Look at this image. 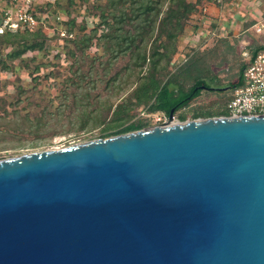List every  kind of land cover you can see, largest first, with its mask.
Segmentation results:
<instances>
[{"label":"water","instance_id":"95a60500","mask_svg":"<svg viewBox=\"0 0 264 264\" xmlns=\"http://www.w3.org/2000/svg\"><path fill=\"white\" fill-rule=\"evenodd\" d=\"M0 264H264V115L0 160Z\"/></svg>","mask_w":264,"mask_h":264},{"label":"rangeland","instance_id":"374dc122","mask_svg":"<svg viewBox=\"0 0 264 264\" xmlns=\"http://www.w3.org/2000/svg\"><path fill=\"white\" fill-rule=\"evenodd\" d=\"M57 1L42 26L44 39H37L41 47L11 59L9 53L21 47L1 46L0 160L100 138V119L117 107L125 111L119 121L158 125L160 111L134 105L139 68L117 46L124 34L140 33L141 18L134 16L146 0ZM154 35L145 38L147 49ZM258 45H264V0L202 1L177 39L168 77L187 89L197 78L210 82L214 76L212 85L220 90L203 89L175 118L226 112L229 86Z\"/></svg>","mask_w":264,"mask_h":264},{"label":"trees","instance_id":"16d2710c","mask_svg":"<svg viewBox=\"0 0 264 264\" xmlns=\"http://www.w3.org/2000/svg\"><path fill=\"white\" fill-rule=\"evenodd\" d=\"M202 1L213 2L215 0H146L141 8L136 11L134 20L141 18V22L138 24L141 27L140 33L134 30L124 34L122 42L117 44L118 51L128 52L134 59V67L139 68L137 73L140 76L135 81L131 94L134 98V105H144L149 111H160L169 115L171 110L174 113L198 97L203 89L220 90L212 85V81H215L214 76L211 77L210 82L203 78H197L187 89L183 88L179 80L168 77V65L176 53L177 39L183 33L188 17L196 12ZM57 2L56 0L49 5L47 14L52 12L51 8ZM70 22L74 24L73 20ZM153 31L155 35L147 49L144 43L145 38L152 37ZM44 35L45 30L42 26L34 31H5L0 33V49L2 45L6 47L20 46L21 48L13 50L8 55L9 58L14 59L26 50H35L41 47V42H38L37 39H44ZM137 38L138 42H136ZM75 39L72 41L74 42ZM262 49H264V45L255 46L250 56L253 57L257 51ZM144 66H146V70L141 75ZM244 66L245 63L240 67L236 81L230 84L231 90L240 83V74ZM2 68L7 69L8 67L3 64ZM164 76H166L165 79ZM202 85L206 88L201 87ZM107 112L109 109L100 119L101 124H104L100 138L139 130L146 125L142 121L129 123L126 120L119 121L122 116H125V111L118 107L112 111L110 117H107ZM219 115H226V112L221 111Z\"/></svg>","mask_w":264,"mask_h":264},{"label":"built area","instance_id":"2783aa9c","mask_svg":"<svg viewBox=\"0 0 264 264\" xmlns=\"http://www.w3.org/2000/svg\"><path fill=\"white\" fill-rule=\"evenodd\" d=\"M55 1L0 0V33L34 31L45 26L48 7ZM240 79L224 105L226 115L221 116L264 115V49L257 51L253 57L249 56ZM155 120L158 121L156 127L179 123L174 115L167 117L163 112L157 114Z\"/></svg>","mask_w":264,"mask_h":264}]
</instances>
